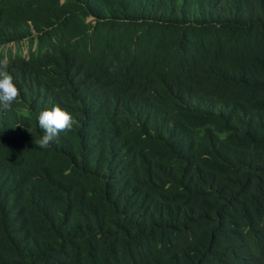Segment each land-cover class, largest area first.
<instances>
[{
	"label": "trees",
	"instance_id": "16d2710c",
	"mask_svg": "<svg viewBox=\"0 0 264 264\" xmlns=\"http://www.w3.org/2000/svg\"><path fill=\"white\" fill-rule=\"evenodd\" d=\"M5 57L0 264H264V0H0Z\"/></svg>",
	"mask_w": 264,
	"mask_h": 264
},
{
	"label": "clouds",
	"instance_id": "9594fccd",
	"mask_svg": "<svg viewBox=\"0 0 264 264\" xmlns=\"http://www.w3.org/2000/svg\"><path fill=\"white\" fill-rule=\"evenodd\" d=\"M10 64L7 57L0 59V108L4 111L9 110L20 96V90L9 73ZM76 124L77 121L71 113L59 106L42 111L38 116V126L43 130V135L36 142L37 147L49 149L51 144L59 139L61 133L71 131Z\"/></svg>",
	"mask_w": 264,
	"mask_h": 264
},
{
	"label": "rangeland",
	"instance_id": "374dc122",
	"mask_svg": "<svg viewBox=\"0 0 264 264\" xmlns=\"http://www.w3.org/2000/svg\"><path fill=\"white\" fill-rule=\"evenodd\" d=\"M24 52H25V54H26L27 50H25Z\"/></svg>",
	"mask_w": 264,
	"mask_h": 264
}]
</instances>
